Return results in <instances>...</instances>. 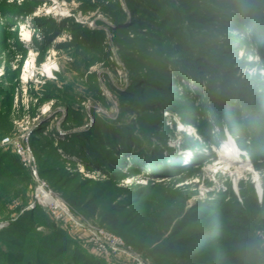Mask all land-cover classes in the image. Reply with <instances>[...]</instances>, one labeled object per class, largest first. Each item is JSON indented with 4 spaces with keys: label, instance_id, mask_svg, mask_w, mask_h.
I'll return each instance as SVG.
<instances>
[{
    "label": "rangeland",
    "instance_id": "1",
    "mask_svg": "<svg viewBox=\"0 0 264 264\" xmlns=\"http://www.w3.org/2000/svg\"><path fill=\"white\" fill-rule=\"evenodd\" d=\"M259 21L264 0H0V163L22 169L0 180V233L32 213L27 255L54 224L101 264H136L101 254L68 216L38 214L36 170L77 220L109 231L81 212L88 200L119 214L117 235L151 264H216L215 244L186 260L150 253L179 237L220 233V209L242 200L241 189L262 200ZM25 22L36 34L28 41L18 30ZM227 141L241 159L218 156ZM79 155L101 157L119 177ZM263 234L256 227L264 244ZM0 248L14 246L0 240Z\"/></svg>",
    "mask_w": 264,
    "mask_h": 264
},
{
    "label": "trees",
    "instance_id": "2",
    "mask_svg": "<svg viewBox=\"0 0 264 264\" xmlns=\"http://www.w3.org/2000/svg\"><path fill=\"white\" fill-rule=\"evenodd\" d=\"M257 27L262 29L263 32L264 22L259 21ZM257 39L261 41L262 37L258 34ZM223 121L225 122V120ZM233 134L236 135L234 132ZM221 135L224 136V133L222 132ZM238 139L240 143L241 138L238 137ZM68 147L66 145L65 148L69 150ZM70 149L72 150L73 148L70 147ZM260 154L258 151H252L254 158L255 156H260ZM79 156L82 160L84 159L83 162H88L86 163L87 165L109 174L111 179L117 178L120 175L115 172L114 166H109L98 155H96L98 157L97 160H92L85 155ZM135 157L141 162L144 158L140 156ZM4 163L3 161L2 164ZM195 165L199 166L198 164ZM153 166L157 167L156 164H153ZM4 168L1 167L0 163V180L2 177L18 176L20 171H22L20 169L18 172L16 167L13 169L11 167L8 169V166ZM196 169L200 168L197 167ZM135 170L139 171L138 168ZM7 183L11 184V187H15L16 185L14 180H9ZM241 196L242 200L239 201L232 198L226 201L220 209L223 213L222 218L218 220L220 223L222 222L221 227L217 229L220 233L206 232L202 237H198L197 239H188L186 236L180 239L179 237L158 246L155 250L156 252H151L150 255L160 253L179 260H186L194 258L196 253H201L204 248L215 244L219 249L216 264H264L263 240L256 235V227L262 228L264 232V191L260 202L253 188L249 191L241 189ZM204 206L200 205L199 208H203ZM79 209L89 219L98 221L105 228L108 225L107 229L110 232L119 235L117 232L120 229L119 214H114L110 209L100 211L97 204H93L89 200L80 203ZM36 211L38 214L43 212L40 206H37ZM197 212L199 211H196L195 214H198ZM33 215L32 213H26L8 230L0 233V240H4L10 243L11 246H14L13 249L10 250L8 248L6 251L0 248V264H10L8 261L15 264H101L82 250L71 237L54 224L49 225L51 231L47 235L39 237L34 246L33 253L27 255L25 250L22 251V249L25 248L26 233L30 231V228L36 229ZM212 234H214L215 238L210 237ZM58 260L60 261L58 262Z\"/></svg>",
    "mask_w": 264,
    "mask_h": 264
},
{
    "label": "built area",
    "instance_id": "3",
    "mask_svg": "<svg viewBox=\"0 0 264 264\" xmlns=\"http://www.w3.org/2000/svg\"><path fill=\"white\" fill-rule=\"evenodd\" d=\"M5 141H9V139H6ZM33 174L36 184L34 195L35 203H37L45 211L50 212L55 219L58 220L68 216L76 227L89 232L91 237L90 242L97 247L101 254L108 256H128L136 264H151L149 259H145L139 253L135 252L118 235L113 234L106 229L77 220L67 204L49 187L46 181L38 176L36 170L33 171Z\"/></svg>",
    "mask_w": 264,
    "mask_h": 264
},
{
    "label": "bare ground",
    "instance_id": "4",
    "mask_svg": "<svg viewBox=\"0 0 264 264\" xmlns=\"http://www.w3.org/2000/svg\"><path fill=\"white\" fill-rule=\"evenodd\" d=\"M49 12V11H48ZM50 13V12H49ZM19 28V27H18ZM18 30L21 31V37L22 39H24L25 41H28L32 38H34L36 36V34L33 33L32 31V27H30V25L28 23H22V26L21 28H19ZM58 40H62L61 38H59ZM37 54L35 52H31V59L28 61V63L26 64L25 66V70H24V76L27 78L25 79L26 82L29 81V78L28 76L32 73V71L34 70L35 68V58H36ZM55 62L52 60V58H50L44 65H43V68L44 70L46 71L47 74H52L53 73V65ZM193 129L192 126H189V130L191 131ZM220 153H218V156L223 159H239V155H238V152L237 150L235 149V146H234V143L231 142V141H227L225 144H224V147L223 149H221L219 151ZM241 159V158H240ZM240 163V162H239ZM81 165V168H84L83 164H80ZM245 169L246 166H241L240 168ZM258 190L259 192L261 191V187L260 185H258Z\"/></svg>",
    "mask_w": 264,
    "mask_h": 264
}]
</instances>
